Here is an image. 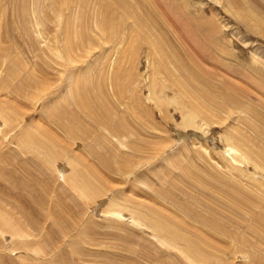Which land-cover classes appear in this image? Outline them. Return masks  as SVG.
I'll return each instance as SVG.
<instances>
[{"label": "rangeland", "instance_id": "1", "mask_svg": "<svg viewBox=\"0 0 264 264\" xmlns=\"http://www.w3.org/2000/svg\"><path fill=\"white\" fill-rule=\"evenodd\" d=\"M56 1L61 0H0V49H9L11 56L7 61L0 57V106L11 121L9 125L0 122V205L15 213L13 220L16 216L27 224L28 233L16 236L0 231V264H203L194 261L193 254L185 257L180 247L167 246L148 224L117 214V207L124 205L180 215L171 200L159 195L164 190H170L166 197H176L178 202L197 199V212L215 218L216 228H207L186 217L188 234L209 256L210 263L204 264H264V172L243 161L226 140L243 135L256 141L252 126L258 116L253 106L264 113V104L256 100H264V92L257 91L254 83L246 94L238 93L245 88L244 71L264 83V0H144L147 6L155 7L158 16L148 28L153 36L168 48L175 45L188 51L200 67L210 70L214 81L211 91L220 93L227 85L236 89L240 98L232 107H223L222 98L206 105L209 119L196 115L190 127L181 124L182 116L192 110L189 100L176 89L165 94L156 86L164 78L153 73L156 59L150 42H140L134 55L130 51L140 38L131 31L139 15L136 10H141L137 0L127 5L129 16L113 10V15L118 12L115 22L122 25L116 36L98 27L99 0H88L83 20L78 0H64L61 4L68 6L61 8ZM160 2L163 8L156 6ZM196 21L207 36V44L212 43L209 54L215 57L214 62L202 61L195 53L188 28L196 26ZM82 27L87 37L79 40L73 31ZM14 57H19L20 65L8 73ZM175 61L168 65L177 77L180 73ZM117 71H121L117 83L125 96L120 100L113 95L109 102L129 120L125 121L130 127L121 137L92 122L69 101L72 86L76 87L79 79L101 77L111 88ZM110 91L116 90L112 87ZM157 98L165 100V105ZM65 102L80 114L90 132L87 141L70 138L59 126L62 119L68 127L73 124L70 114L59 121L54 115ZM119 116L118 112L112 114L114 120ZM38 143L53 144L51 147L63 155L50 159L57 160L55 167L51 168L49 161L45 165ZM93 143L98 146H92L95 152L90 150ZM98 154L108 163L100 162ZM78 165L92 185L103 188L92 198L68 181ZM214 176L246 189L253 198L245 202L250 206L241 209L242 205L229 201L233 208L227 212L215 204L229 199L221 191L225 184L213 181ZM235 232L238 238H234Z\"/></svg>", "mask_w": 264, "mask_h": 264}, {"label": "bare ground", "instance_id": "2", "mask_svg": "<svg viewBox=\"0 0 264 264\" xmlns=\"http://www.w3.org/2000/svg\"><path fill=\"white\" fill-rule=\"evenodd\" d=\"M163 1H162V3H163ZM229 1H230V3H232L233 0H229ZM63 2H64V0L56 1L55 4L59 8H61L62 5H66V4H61ZM78 2L80 4L81 10H82V12L79 13V17L81 20H83V18L85 17V10L88 7L89 1L88 0H78ZM237 2H239V1H237ZM129 3H130V0H99L98 13H97L98 14L97 24H98L99 29L102 31H108L111 35L113 34L116 36L118 34V32L121 30L122 25H120L119 22H115L114 16H116V14L118 12L117 13L115 12L113 15V12H114L113 10L114 9L120 10L121 13H126L127 16H129L130 13H129L128 7H127V5ZM137 3L141 7V10H136V12L139 15L136 17L135 26L132 27L131 31L133 33H135L137 36H139L140 38L132 43L130 51H131L132 55H134L136 53V50H138L137 48H138L140 42H143L144 44L147 43L148 41L150 42L151 47L148 44L147 45L150 47L151 54L156 59V62L154 60L155 63L153 64V73L155 74V76L156 75L160 76V74H162V76H163L162 79L164 78V80H162V81L160 80V82L157 81L156 86L159 88V90L161 92H164L165 94H166V91H170V88L176 89L184 96V98H187L190 102V106H191L192 110L190 113L182 116L181 124L183 123L182 125H184L186 127H188V126L190 127L191 125H194L195 124L194 117H196V115H199V116L202 115V118H204V120L207 121L209 119V117L207 114H205L206 105L211 106L212 103L216 104L218 99H220V98H222L221 101H222V104L224 105L223 107L235 106L236 104H233L232 102L240 99V98H237V94L235 93L236 89H232V88L229 89L227 87V85L225 84L226 86H222L223 89H221L219 87L220 91L222 93L221 92L216 93L215 91H211V89H212L211 86L213 85L212 82H214V81H212L210 79V73H211V72L209 73L210 70L208 71L202 65L200 67L199 63L196 62L195 58L192 55H190V53L188 51H186V50L182 51L175 45H173V48H170V47L168 48V47H166V45H164L160 42V39H158L157 36H153V34H152L153 30L151 28H150L151 30L148 28L158 18L157 14L155 12V9H154L155 7H153L148 2V4H150L152 6V9H151L150 8L151 6L150 7L147 6V4L144 2V0H137ZM162 3L161 2L157 3L156 6L163 8L164 5H162ZM143 5L145 7V10L142 9ZM66 6H68V5H66ZM170 6L175 7L172 4ZM237 6H236V8H237ZM167 9L169 10V8H167ZM0 12H1V10H0ZM0 18H1V16H0ZM195 25L197 27L192 25L193 27L190 28V26H189V28H188V31L191 34L190 37H193V39H194L193 41L195 42V44H194L196 47L195 53L198 55L200 54L202 61L207 60V59H208L207 61H209V59H210L214 62L215 57H213V54L212 55L209 54L210 53L209 52V50H210L209 46H211L212 43L210 42V44H207L208 43V40H206L207 36L206 35L204 36L203 33L200 31V29H199L200 25H198V22L195 23ZM0 28H1V22H0ZM145 28H146V30H144ZM186 28H187V26H186ZM147 29H148V32L146 34ZM202 30L204 31V29H202ZM73 33L75 34L76 38H78L79 40H83L84 38L87 37L86 36L87 32H86L84 27L79 28L77 30L74 29ZM160 38L162 40L165 39L162 36H160ZM190 42L192 43V41H190ZM210 51H212V50H210ZM9 52H10L9 49H5V50L0 49V57L2 56L5 59V61H7L6 59L11 57V56H9L10 55ZM166 55L169 57H164L162 59V56H166ZM202 55L205 56V59ZM174 58L176 60L175 61L176 67L178 69V72L180 73V75H178L177 77L170 73L169 65H168L170 62L174 63ZM0 59H2V58H0ZM18 60H19V57H14L13 59H11V61L8 64V73L13 72L15 67L20 65V62H18ZM254 70L256 71L257 67H254L253 71ZM121 71L116 72L117 74H116V76H114L115 77L114 83L111 81L112 82L111 88H109L110 87V86H108L109 84H106L109 82H107V81H105L103 83L101 82L102 81L101 77L94 78V79L87 78V80H80L79 79L78 80L79 84L76 87L72 86L71 99L69 100V101L72 100L73 103L76 104L75 106L78 109H80V111L86 113L87 116H89L91 118L92 122H95L96 124L107 129L111 135H116V136L119 135L120 137L122 135L126 134L128 127H130L126 123V121H129V120H127L126 116L124 115L125 113L123 114L117 110L116 104L114 105L112 102L110 103L109 101L111 100V98H112L111 96H113V95L116 96L117 98H119L120 100H122V97L125 96V91L121 90L120 85L117 83V79L120 81L119 74L121 73ZM244 72L241 74L246 79L245 80L243 78L244 80L242 81L245 84V88L242 87L243 89L241 91H239L238 93H240V95L246 94L248 89L251 88V86H253V85L256 86L255 88L257 91H260V93H263L264 91H262V90L264 88H262V87L264 86V83H262V81L259 79L257 80L258 77L253 78L252 76H254V74H249V76H248V75H245ZM28 80H29L28 77L25 78V81H28ZM252 83H254V84L252 85ZM255 84H259L261 86L259 87L258 85H255ZM216 85H218V84H216ZM228 86H231V84ZM233 86L238 89V87H236L235 85H233ZM112 87L116 90V91H113V93H111V91H110V89L112 90ZM217 92H219V91H217ZM158 93H159V91H158ZM153 94H155V93H153ZM155 95L153 96V98L155 97ZM251 95H253V94H251ZM254 97H256V95H254ZM57 98H58V96H57ZM54 99L57 100L56 98H54ZM132 99L133 100L131 101V103L134 102V103H132V105H134V107L136 109V103H135L136 98L133 97ZM156 100H157V102H159L163 106L165 105V102H166L165 100H162L159 98H157ZM256 100L260 101V103L262 105L264 104V100H262V98L260 99V98L256 97ZM66 101H67V99H66ZM136 101H137V99H136ZM180 105L181 104H179L178 107H180ZM252 109L254 110L255 114L258 116L257 117V123L253 124V126H252L254 128L253 130H254L255 135H256L255 136L256 141H254V139L251 140L254 144H251V141L243 135H239L237 137L228 136V137H226V140L229 142V144L234 149L232 151L239 152V156L242 158L243 161L247 162L249 164V166L253 167L255 170L257 169V170H260V172H264V113H261V110L259 111V109L257 107L253 106ZM4 111H5L4 108L0 106V122L3 121V122H1V124L5 123L6 125H9L11 121H9V119L6 116ZM114 112L119 113L120 116H119L118 120L113 119L112 114ZM65 114L68 116L71 115L70 119L72 120L71 122L73 123L71 127H68L66 124H63V119H62V122L59 121L60 118L65 116ZM181 114H183V113H181ZM49 115L52 117V114L49 113ZM54 115L56 116V118L59 121L58 122L59 126L68 135H70V138L71 137L72 138H74V137L78 138L79 137L82 140L87 141V139L89 138L88 135H90V132L85 128L86 126L83 125V123H82L83 121L79 119V118H81L80 114H78L77 111H75V112L71 111L67 102L60 104L57 107V110L54 113ZM68 124H70V121L68 122ZM133 129H135V128H133ZM32 138L34 140V134L33 133H31V139ZM94 143L91 144L90 150L95 152L94 149H98V146H97V144H94ZM259 143L261 144L260 146H255L256 144H259ZM51 145H53V144H51ZM51 145H46V144L43 145L42 143H38L37 148L40 149L39 152L41 150L43 151V155L45 156V165H47L48 161H49L51 164V168H52V167H55V165H56L55 163H57V160L53 161L50 159L53 158V156L57 157L56 159H58L63 155L60 153V151H58V150L55 151V149H53L51 147ZM92 146L94 149L92 148ZM43 148L46 151H44ZM57 149H59V148H57ZM63 152L64 151H62V153ZM99 156H101V159H100V162H101L103 155H99ZM102 161H103V163L104 162L108 163L106 160H102ZM71 165L74 168L77 167V164H75V162L74 163L71 162ZM67 167H68V165H67ZM78 167H79V169H77L76 171H72L71 175L68 176V181L72 187H75L77 190H80L84 196L88 197V199L92 198L93 195H97V193L100 190H102L103 188L99 189L98 186L92 185V182H91L90 178L88 179V175L86 174L85 170L82 169L81 166H79V165H78ZM248 176H249V174H248ZM214 179L216 181L223 182L225 185H222V186H227L229 188L228 189L226 187L221 186V191L224 192L223 193L224 197H228L227 199H229V200L226 202L224 200H221V203L219 201L218 203H215V204L219 205V207L221 206L225 209H228L227 212L228 211L231 212V208H233V206H231V204H230L231 202H229V201H232V202L236 201V204L242 205L241 209L244 205L246 207H247V205L250 206L248 203H245V202H247V199H253V198H251L252 196L249 194V192L246 189L241 188V187H237L236 185H233L232 184L233 182H231L227 179H223V178H221V176L220 177L214 176V178L212 180L214 181ZM211 184L213 185L214 183L211 182ZM214 187H216V186H214ZM164 192L159 194V195L164 200L165 199L167 201L171 200L173 202L172 204L175 205V208L177 209V211L180 215H175L173 213L166 214V213H163L161 211H156L155 209H152V208L151 209L150 208L139 209L140 207H129V206H124V205H122L121 209H120V207H117V208H119V211H117L118 212L117 214H119L121 216L128 215V216L133 217L135 220H137L139 222H142L144 224H148L149 227L151 228V230L154 231V233L156 235H158L159 237H162V239H165V241L167 242V244H166L167 246L173 247V248H179L180 247L181 248L180 251L182 252L181 254H183L185 257H188L189 256L188 254H193L194 261L201 262V263L203 262V264H204V262H209V260H210L209 256L207 257L205 255V253H203L201 251V248L196 245V243L193 241L192 237L188 234V229H187L188 225L186 224V217L191 218L195 222L200 223L201 225H204L207 228H209V227L216 228L214 226L215 225L214 222L216 221L215 218L212 215H210L209 213L206 214L205 212L204 213L197 212V210L195 209L196 204L199 202L197 199H192L191 201H193V203L189 201L190 199L188 200V203H186L185 201L184 202H178V200H176V197H175V200L173 198L170 199V197H166V195L170 196V194L168 193V192H170V190H164ZM215 199L217 200L216 197H215ZM219 199H221V197ZM255 202H258V200ZM257 204L259 205V203H257ZM114 205L115 206L119 205V203H113V206ZM234 210H236L235 212L238 211L237 209H233L232 211H234ZM243 210H246V209H243ZM0 211L2 213V214L0 213V216H2V215L4 216V217H1V221H0V231L1 232H4V231L10 232L11 231V232H13V235L16 234V236H22L21 235L22 233L25 236L28 235L27 229H26L27 224L22 222L16 216L14 217L15 220L12 219L13 214H15V213L11 212L10 210H8L6 208H1V205H0ZM153 213H157V214H153ZM239 213L243 214L241 212H239ZM263 216H264V213H263ZM244 218H246L245 215H244ZM2 219H4V220H2ZM40 229H41V227H40ZM213 231L219 232L220 230L219 231L213 230ZM221 234L223 235L222 232H221ZM235 234H236V232L233 234L234 238H238V236H235Z\"/></svg>", "mask_w": 264, "mask_h": 264}]
</instances>
